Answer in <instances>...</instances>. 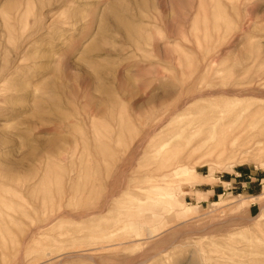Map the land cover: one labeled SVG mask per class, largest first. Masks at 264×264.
<instances>
[{
  "label": "rangeland",
  "instance_id": "obj_1",
  "mask_svg": "<svg viewBox=\"0 0 264 264\" xmlns=\"http://www.w3.org/2000/svg\"><path fill=\"white\" fill-rule=\"evenodd\" d=\"M0 264H264V0H0Z\"/></svg>",
  "mask_w": 264,
  "mask_h": 264
}]
</instances>
